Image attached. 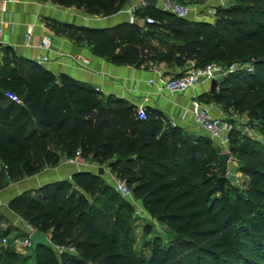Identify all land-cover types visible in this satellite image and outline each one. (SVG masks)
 Listing matches in <instances>:
<instances>
[{"label": "trees", "instance_id": "16d2710c", "mask_svg": "<svg viewBox=\"0 0 264 264\" xmlns=\"http://www.w3.org/2000/svg\"><path fill=\"white\" fill-rule=\"evenodd\" d=\"M39 1L101 17L129 2ZM135 15L150 16L154 22L123 21L99 28L49 20L47 25L114 64L180 68L174 76L182 75L188 63H246L247 68L219 80L216 92L198 99L223 109L248 108L264 124V0L220 5L215 24L182 19L147 5ZM6 48L15 60H1L0 65V162L7 165L9 179L17 172L23 178L46 166L54 168L63 155L73 158L80 151L83 159L107 163L117 178L133 185V195L152 218L166 225L169 236L166 244L157 236L149 255L137 251L130 224L118 211H103L113 207L102 196L110 193L107 200L116 202L117 193L102 185L99 173L79 171L72 176L75 187L67 196L69 181H56L23 191L8 204L28 226L50 234L53 244L74 246V253L61 254L53 246L39 247L32 252L35 264H264L263 144L230 130L227 151L240 162L246 188L225 196L216 173L222 171L220 155L225 151L198 146L208 136L187 133L150 105L141 115L124 98L104 95L65 74L57 76ZM6 91L19 100L6 97ZM27 259L14 248L0 247V264H26Z\"/></svg>", "mask_w": 264, "mask_h": 264}, {"label": "crops", "instance_id": "0c3cea01", "mask_svg": "<svg viewBox=\"0 0 264 264\" xmlns=\"http://www.w3.org/2000/svg\"><path fill=\"white\" fill-rule=\"evenodd\" d=\"M142 6V0H129L128 4L116 13L101 17L91 15L83 9L76 7L60 6L52 1L39 0H0V20L4 21V33L0 45L12 49L19 57L36 61L40 56H48L49 60L41 64L55 75L65 74L79 82L90 85L104 95L113 94L124 98L136 106L146 95L150 96L149 103L163 112L171 122L185 130L196 131L190 112L184 115L185 110L191 108L194 97L210 92V81H205L193 90L185 94H175L157 98L153 92V86L148 83L151 78H156L155 69L164 74L173 76L181 71L177 68H169L164 65L149 67L148 69L133 65H117L100 56L93 54L86 47L75 45L67 37L59 36L53 32L47 22L55 20L63 23H73L87 27L111 28L120 22L128 20V10L133 6ZM28 26L33 27L30 44H26L25 32ZM49 38L51 46L49 50L40 49L41 40ZM82 53L90 58L87 68H80L73 64L71 56ZM2 57L0 55V65ZM158 100V101H157ZM213 116H223L222 108L214 103H204ZM63 155L59 164L52 168L46 166L40 172L25 176L14 184H8L0 190V209H9L10 200L22 191L34 190L47 183L56 181H71L74 173L89 171L96 174L101 167L93 161H87L86 165H75L65 162ZM102 178L108 182H114L115 175L108 165L103 167ZM25 235L27 226H23Z\"/></svg>", "mask_w": 264, "mask_h": 264}, {"label": "rangeland", "instance_id": "374dc122", "mask_svg": "<svg viewBox=\"0 0 264 264\" xmlns=\"http://www.w3.org/2000/svg\"><path fill=\"white\" fill-rule=\"evenodd\" d=\"M184 1L189 6L199 4L201 5V7H213L214 12L216 13V9H218V6L233 4L237 0H184ZM216 20L217 18L215 16V20L213 24H215ZM77 35H82V34L78 33ZM173 42L175 41L171 39L170 43ZM0 55L2 57V60L7 59L8 62L14 60V55L10 51H8L7 48L3 45H0ZM212 63H215L216 65L220 66L223 69H229L232 67L234 71H236L237 69L238 70L242 68L245 69L248 67L246 63H233L227 66V64L217 61L216 59L213 60ZM190 65L191 63L186 64L185 67H183V69L186 70ZM172 68L177 69V67H172ZM219 106L222 108L224 112L223 118L227 126L235 130L240 137H248L251 140H257L259 144L264 145V124H262L263 122H261L260 119L253 117L248 108L236 109L233 107H229L227 109H223L221 105ZM185 131L191 135H203L202 133H200L199 130L196 131L185 130ZM188 142L189 144H193L191 139H189ZM198 146L214 149L215 151L223 150L227 152V149L225 148L221 149L219 146L215 145V143L210 141V139L208 138L207 139L205 138V140L201 142ZM97 165L99 167H106L107 163L104 164L97 163ZM217 165H218L217 163L214 164V166ZM239 166H240V162H238V160L235 158L234 155L233 156L230 155L227 161L226 169L225 170L222 169L221 172L219 171V169H216V173L218 174L217 185L221 193L224 194L225 196L228 195L232 197L234 193L236 192L242 193L246 188L245 185L246 176L240 172ZM98 172L99 170L95 173L98 174ZM114 175L117 177L116 174ZM15 176L16 178L9 179L8 173L0 172V190L6 188L8 184H11L12 182L16 184L15 182L21 179L23 175L22 173L17 172ZM100 176L102 177V175ZM70 182L71 181H69V185L66 187V196L69 195L72 191H74L75 184H73V181L72 184H70ZM100 182L102 183L103 186L109 185L114 190V182H108L103 178H101ZM127 186L129 187L130 190H132L133 185H129L127 183ZM113 192L117 193L115 190ZM109 194L110 193H108L106 196H102L101 199L106 205H112L113 211L109 212V210L106 209H104L103 211L107 215L109 214L115 215L116 211H118L119 215L122 218H124L127 221V223L130 224L131 226L130 236L133 241V246L137 251H143L147 255H149L151 245H153V243L156 240L155 238L157 236L159 237V240H161L162 243L166 244L168 242L169 236L167 235L165 230L166 225L152 218L147 212V210H145L142 201L140 199H137L133 195V193L132 196H128V197H123L122 195L117 193L119 199L116 202H110L107 200ZM85 195L88 196L87 194ZM102 200L98 201L97 205L101 206L103 203ZM24 225H26L27 230H29V226L26 224V222L23 220L20 214L13 212L10 209L6 210L5 208H1L0 209V247L1 249L14 248L21 255L28 257L26 264H35L34 257L32 256L31 247L21 246L26 236L23 230ZM147 226L150 227L148 232H146ZM47 235L50 237V234ZM4 238L7 239L6 243H4L3 241ZM14 241L16 245L14 244ZM52 245L68 247L69 249H72L73 253L75 252L74 246L72 244L65 245L62 244V242H56L54 244L52 243Z\"/></svg>", "mask_w": 264, "mask_h": 264}, {"label": "built area", "instance_id": "2783aa9c", "mask_svg": "<svg viewBox=\"0 0 264 264\" xmlns=\"http://www.w3.org/2000/svg\"><path fill=\"white\" fill-rule=\"evenodd\" d=\"M6 1H16V0H6ZM142 5H145L142 3ZM141 6L136 5L128 10V22L139 23L140 25L151 24L154 19L150 16L146 18H137L135 11ZM157 9L170 13L176 17L187 19V20H202L213 23L215 20V12L213 7H201L199 4L189 6L185 3L178 2L176 0H159ZM4 21L0 20V41L4 33ZM33 33V27L28 26L25 32L26 44H30V39ZM51 46V41L49 38H44L41 40L39 45L42 50H49ZM73 64L80 68H87L90 65V58L82 53H75L71 56ZM49 60L48 56H40L36 59L38 64H43ZM234 69H223L215 63H209L203 67H195L193 63L186 69V71L179 76H170L164 74L161 70L155 69L156 78H151L148 83L153 86V94L157 98L167 97L175 94H185L198 85L205 81H212L213 79L221 80L227 74L233 72ZM6 97L19 100L17 96L13 93L7 92ZM150 96L146 95L142 98V101L137 105L141 115L143 114V108L149 103ZM158 101V100H157ZM190 112L192 122L197 130L203 135L208 136L216 145L222 148L228 149L230 142L229 133L231 127L227 126L223 116H213L207 106L198 99L194 97L191 101V108L185 110L184 115ZM65 162L75 165H86L87 160L81 157L80 151L76 153L73 158H66ZM0 172L8 173V167L0 162ZM114 190L122 195L123 197L132 196V191L127 186L126 182L122 179L115 177L114 179ZM35 228L29 226V230L24 238L22 247H31L32 243L30 240V234ZM4 243L7 239H3ZM14 244L16 245L15 241ZM53 246V245H52ZM54 250L61 254L63 252H72V249L68 247L53 246Z\"/></svg>", "mask_w": 264, "mask_h": 264}, {"label": "water", "instance_id": "95a60500", "mask_svg": "<svg viewBox=\"0 0 264 264\" xmlns=\"http://www.w3.org/2000/svg\"><path fill=\"white\" fill-rule=\"evenodd\" d=\"M142 3L149 7L157 8L159 0H142ZM224 7H228V5H224ZM218 85H219V81L216 79H213L210 85V92L211 93L216 92L218 89ZM229 156H230V153L228 151L222 153L220 156V160H221L220 162H221V166L223 170H225L227 167V161L229 159ZM104 172L105 171L103 167H101L98 173L99 175H103ZM167 231L169 232V229H167ZM30 240L32 243L31 245L32 252H35L39 247L50 248L52 246L51 237H49L46 233H44L43 231L39 229H34V231H32V233L30 234Z\"/></svg>", "mask_w": 264, "mask_h": 264}]
</instances>
